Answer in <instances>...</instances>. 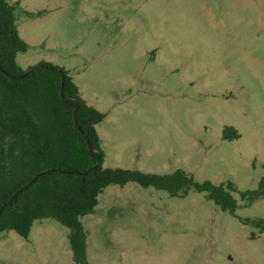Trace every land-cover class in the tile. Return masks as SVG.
Segmentation results:
<instances>
[{"label":"rangeland","instance_id":"rangeland-1","mask_svg":"<svg viewBox=\"0 0 264 264\" xmlns=\"http://www.w3.org/2000/svg\"><path fill=\"white\" fill-rule=\"evenodd\" d=\"M41 62L70 72L97 126L104 166L232 182L236 216L206 193L110 186L82 219L90 264H264V0H7ZM27 12H40L29 16ZM226 127L240 134L226 140ZM70 230L35 222L0 233V264H75Z\"/></svg>","mask_w":264,"mask_h":264},{"label":"trees","instance_id":"trees-1","mask_svg":"<svg viewBox=\"0 0 264 264\" xmlns=\"http://www.w3.org/2000/svg\"><path fill=\"white\" fill-rule=\"evenodd\" d=\"M15 12L0 0V209L45 173L0 211V233L27 238L35 222L56 220L70 230L74 263L90 264L82 219L96 212L108 187L130 183L172 197L206 193L223 212L236 216L233 193L238 190L232 182H200L182 168L158 174L105 167L97 126L106 114L88 105L65 68L41 62L23 69L17 63L30 45L20 36ZM224 138L237 140L240 134L226 127ZM239 194L249 204L263 199L264 176L256 189ZM243 222L264 232V218Z\"/></svg>","mask_w":264,"mask_h":264},{"label":"water","instance_id":"water-1","mask_svg":"<svg viewBox=\"0 0 264 264\" xmlns=\"http://www.w3.org/2000/svg\"><path fill=\"white\" fill-rule=\"evenodd\" d=\"M67 101H69V100H67ZM44 173H45V172H41L36 178L41 177L42 175H44ZM36 178L33 179V180L31 181L30 184H32L33 182H35ZM30 184H29V185H30ZM29 185H25L24 187H22V188L16 193V195L14 196V198L17 197V196H18L22 191H24L26 188H28ZM14 198H13V199H14ZM13 199H10L9 201H7V203L1 207L0 211L3 210V208H4L5 206H7L8 204H10L11 201H12Z\"/></svg>","mask_w":264,"mask_h":264},{"label":"crops","instance_id":"crops-1","mask_svg":"<svg viewBox=\"0 0 264 264\" xmlns=\"http://www.w3.org/2000/svg\"><path fill=\"white\" fill-rule=\"evenodd\" d=\"M23 69H25V68H23Z\"/></svg>","mask_w":264,"mask_h":264}]
</instances>
